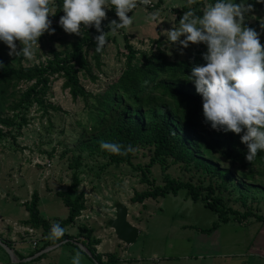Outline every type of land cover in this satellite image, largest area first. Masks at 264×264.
Masks as SVG:
<instances>
[{
	"label": "rangeland",
	"instance_id": "374dc122",
	"mask_svg": "<svg viewBox=\"0 0 264 264\" xmlns=\"http://www.w3.org/2000/svg\"><path fill=\"white\" fill-rule=\"evenodd\" d=\"M157 1L152 0L150 5L138 4L128 14L132 17V24L120 32L107 35L101 69L92 68L97 80L90 82L84 74H78L86 92H102L116 80L125 64V40L137 52L154 51L158 43L171 59H184L200 47H206L200 42H188V46L183 48L176 43H167L166 34L162 32L178 26L180 16L197 0L190 6L186 0H161L154 7ZM203 2L205 6L208 0ZM233 2L239 3L240 0ZM245 3H251L252 8L244 15L242 26H251L259 34L260 26H264V2L245 0ZM152 13L156 14V21L148 19ZM114 18V9H105L101 25L108 26ZM73 38L71 33L64 31L54 29L51 34L46 31L38 37V49L32 59L21 62L24 66L44 62L51 58V52L68 49V43ZM146 42H151L150 49L145 47ZM91 55L90 51L87 58L93 66ZM62 83V79L53 80L46 98L56 109L42 110L32 106L26 115V125L18 133L14 132V137L5 135L0 140V217H3L0 219V240L9 243L18 260L22 259L17 255L31 257L29 254L40 248L46 239L41 229L23 224L27 218L25 204L30 202L33 192L39 198L40 217L52 224L67 216V209L56 193L70 184L72 170L69 164L72 156L79 154V151L73 150L75 135L80 130L77 122L86 121L87 108L80 99L72 100L68 91L62 89ZM24 88V84L19 87ZM80 155L82 165L78 170L81 179L78 192L83 194L84 210L71 226L64 228L74 241L82 237L78 235L80 227L92 228L93 236H102L107 243L104 248L96 246V253L115 252L122 258L123 264H264V222L248 217L242 224L231 220L226 224L219 223L215 213L204 207L201 201L189 199L185 190H179L175 196L169 194L163 198L148 199L144 201V207L143 204L130 203L129 199L135 192L148 189L136 168L149 164L151 149L136 148L131 166H114L108 159L89 155L86 151L80 152ZM219 162L221 167L229 164L222 159ZM166 164L165 170L159 164L151 165L148 180L161 186L163 176L168 175L194 184L197 181L208 184L207 176L192 166L185 169L182 164H172L170 160ZM233 170L240 172L236 168ZM213 180L216 184L217 179ZM227 188L228 191H221V195L224 201L230 199L228 206L241 213L250 208L264 218V182L246 190L242 186L232 188L230 184ZM118 202L126 206L128 222L138 229L137 239L127 247L115 243L118 240L107 226V222L115 216L114 206ZM215 223L218 227L210 231ZM29 229L32 233H28ZM110 238L115 241L113 247L108 245L107 239ZM252 248L256 254L254 259L244 257ZM77 253L80 264H92L71 245H60L44 254L41 260L28 264H72V257ZM6 256L0 250V264L7 261Z\"/></svg>",
	"mask_w": 264,
	"mask_h": 264
},
{
	"label": "trees",
	"instance_id": "16d2710c",
	"mask_svg": "<svg viewBox=\"0 0 264 264\" xmlns=\"http://www.w3.org/2000/svg\"><path fill=\"white\" fill-rule=\"evenodd\" d=\"M210 2L212 0H208ZM61 3L62 0H55L56 12L48 17L50 27L57 31H63L55 23L62 16ZM160 3L161 0H158L154 7ZM203 6V0H197L192 10L200 15ZM114 20L118 21V18L115 16ZM260 29L258 37L264 51V26H260ZM101 30L106 32L108 41L107 35L111 33L107 32L108 26L101 25ZM120 31L121 29L117 32ZM98 34L90 25L83 27L80 35L72 34L74 38L68 43V49L53 51L50 59L32 66H24L21 62L25 59L23 57L9 56L7 46L0 42V140L5 135L14 137L13 133H18L26 125V115L32 106L42 110L56 109L46 100L53 80L62 79V89L68 91L72 100L80 99L87 108L86 121L77 122L80 130L75 135L73 150L79 151V154L72 156L69 164L72 170L70 184L65 190L56 193L67 209V216L55 222L64 229L71 226L84 210L83 194L78 192L81 183L78 170L82 165L80 152L86 151L89 155L108 159L114 166H131L132 154L136 148L151 149L152 157L148 165L136 168L148 189L135 192L129 199L131 204H143L148 199L163 198L169 194L175 196L179 190H185L189 199L193 202L201 201L204 207L215 213L219 223L226 224L231 220L242 224L248 217L264 222V218L250 208L243 213L233 210L228 206L230 199L224 201L221 195V191H228L229 184L232 188L242 186L246 190L264 182V151H258L256 158L247 162L244 160L246 147L239 140L243 129L241 133L234 134L231 131L213 130L204 123L200 96L187 76L192 67L206 63L201 55L206 47H200L184 59H171L156 42L157 49L154 51L137 52L125 40V64L121 73L102 92L91 94L80 84L78 74H84L90 82L97 80L92 68L100 71L101 56L104 53V48L99 53L94 50L93 38ZM14 43H17L19 50V43ZM90 51L93 66L87 58ZM22 84L25 88L19 89ZM101 141L117 142L122 147L131 146L133 151L123 155L111 154L99 148ZM219 159L229 163L228 166L221 167ZM167 160L172 164H182L185 169L192 166L203 176H207L208 184L200 181L194 184L165 175L163 185H155L153 180L147 178L149 168L153 164H159L165 170ZM231 168L239 169L240 172L232 171ZM213 179H217L216 184ZM38 203L39 198L33 192L30 202L25 204L27 218L23 224L41 229L46 239L29 256L46 247L74 239L65 231L60 238H51V223L40 217ZM217 227L218 224H213L210 231ZM93 232L92 228L80 227L78 235L82 237L75 238L76 242L88 249L92 258L69 241L63 245H71L92 264H120L119 255L115 252L96 253L95 247L100 240L93 236ZM6 244L10 247L9 243ZM0 250L4 252L1 248ZM17 256L19 259L24 258ZM43 257L44 254L29 263ZM6 258L4 264H11L9 258Z\"/></svg>",
	"mask_w": 264,
	"mask_h": 264
},
{
	"label": "clouds",
	"instance_id": "9594fccd",
	"mask_svg": "<svg viewBox=\"0 0 264 264\" xmlns=\"http://www.w3.org/2000/svg\"><path fill=\"white\" fill-rule=\"evenodd\" d=\"M55 0H0V42L7 46L9 56L32 59L38 49V37L46 31L51 34L48 18L56 11ZM195 0H186L190 6ZM262 3L264 0H256ZM152 0H62L63 15L58 24L65 33L81 34L86 26L93 27L98 35L93 39L95 51L101 52L107 44L106 32L101 30L105 9H114L117 20L109 22L107 32L113 34L128 28L132 17L128 15L139 5H150ZM251 3L240 0H212L202 14L191 7L179 18L178 26L166 31L167 43L187 47L188 42L203 43L206 51L202 66L191 68L187 80L195 86L201 99L203 121L211 129L243 134L239 140L246 147L244 160L253 161L258 151H264V51L258 33L242 26L244 15ZM148 19L156 21L155 13ZM183 36V39L180 37ZM20 47L17 50V43ZM151 42L145 47L150 49ZM2 67V65H0ZM99 148L111 154H126L131 146L101 141ZM64 229L58 222L50 226V237L60 238ZM72 264H80L79 254Z\"/></svg>",
	"mask_w": 264,
	"mask_h": 264
},
{
	"label": "water",
	"instance_id": "95a60500",
	"mask_svg": "<svg viewBox=\"0 0 264 264\" xmlns=\"http://www.w3.org/2000/svg\"><path fill=\"white\" fill-rule=\"evenodd\" d=\"M114 218L110 219L107 222V226L113 231L115 238L124 245H131L135 242L138 236V229L133 226L130 222H128V210L126 206L122 203H116L114 206ZM69 240H65L61 243H58L53 246L46 247L39 252L35 253L33 256L24 258L22 260H18L14 254V251L3 241L0 240V248L5 252V254L8 256L9 261L11 264H17V263H28L31 260L40 257L43 254H46L60 245L65 244ZM70 243H72L74 246H76L81 252L86 254L89 258L91 257L90 252L88 249L81 245L80 243L70 240ZM94 264H97L94 262Z\"/></svg>",
	"mask_w": 264,
	"mask_h": 264
},
{
	"label": "crops",
	"instance_id": "0c3cea01",
	"mask_svg": "<svg viewBox=\"0 0 264 264\" xmlns=\"http://www.w3.org/2000/svg\"><path fill=\"white\" fill-rule=\"evenodd\" d=\"M3 217H0V219H2ZM94 235V234H93ZM97 239H99L100 240V243H99V245L97 246L98 247V249H100V248H104L105 246L107 247V243H106V241H105V239H103L102 238V236H100V237H98ZM116 239V238H115ZM107 242H109V246H111V247H113L114 246V240H112L111 238L110 239H107ZM115 243H118L117 245H119L120 244V242L119 241H117V242H115ZM123 245V244H122ZM126 247H127V245H126ZM124 251V250H123ZM107 253H110V251H108ZM123 253V252H122ZM254 255H256V254H254V248H252V249H249L248 250V253H246V254H244V257H250V258H252V259H254ZM119 258H120V264H123L122 263V258L119 256ZM252 261H254V260H252ZM244 264V263H243Z\"/></svg>",
	"mask_w": 264,
	"mask_h": 264
},
{
	"label": "built area",
	"instance_id": "2783aa9c",
	"mask_svg": "<svg viewBox=\"0 0 264 264\" xmlns=\"http://www.w3.org/2000/svg\"><path fill=\"white\" fill-rule=\"evenodd\" d=\"M28 233H32V230L31 229H29L28 230ZM36 245V243H34V246Z\"/></svg>",
	"mask_w": 264,
	"mask_h": 264
}]
</instances>
